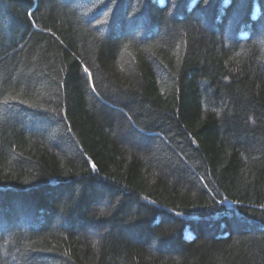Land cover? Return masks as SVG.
Returning a JSON list of instances; mask_svg holds the SVG:
<instances>
[{
    "label": "trees",
    "instance_id": "1",
    "mask_svg": "<svg viewBox=\"0 0 264 264\" xmlns=\"http://www.w3.org/2000/svg\"><path fill=\"white\" fill-rule=\"evenodd\" d=\"M0 264H264V0H0Z\"/></svg>",
    "mask_w": 264,
    "mask_h": 264
},
{
    "label": "snow or ice",
    "instance_id": "2",
    "mask_svg": "<svg viewBox=\"0 0 264 264\" xmlns=\"http://www.w3.org/2000/svg\"><path fill=\"white\" fill-rule=\"evenodd\" d=\"M85 71H87V69H85ZM93 167H95V165H93Z\"/></svg>",
    "mask_w": 264,
    "mask_h": 264
}]
</instances>
